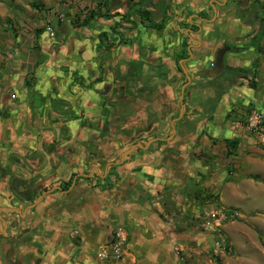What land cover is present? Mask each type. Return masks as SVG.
<instances>
[{
    "label": "crops",
    "instance_id": "1",
    "mask_svg": "<svg viewBox=\"0 0 264 264\" xmlns=\"http://www.w3.org/2000/svg\"><path fill=\"white\" fill-rule=\"evenodd\" d=\"M15 5L0 40V264H202L209 213L264 198V127L245 126L264 111V0ZM225 44L226 65L256 72L210 77ZM119 227L126 260H101Z\"/></svg>",
    "mask_w": 264,
    "mask_h": 264
},
{
    "label": "rangeland",
    "instance_id": "2",
    "mask_svg": "<svg viewBox=\"0 0 264 264\" xmlns=\"http://www.w3.org/2000/svg\"><path fill=\"white\" fill-rule=\"evenodd\" d=\"M22 1L30 0H0V40L2 36L13 35L18 22L17 9L13 7ZM3 48L4 44L0 41V66L6 54ZM232 201L250 209H239L240 214H235L230 222L221 227L220 233L228 240L229 247L226 249L220 241L221 246L217 248V239L213 233V241L198 257H201L202 264H264V198L254 196L249 201ZM185 255L183 251L181 257L185 259Z\"/></svg>",
    "mask_w": 264,
    "mask_h": 264
},
{
    "label": "built area",
    "instance_id": "3",
    "mask_svg": "<svg viewBox=\"0 0 264 264\" xmlns=\"http://www.w3.org/2000/svg\"><path fill=\"white\" fill-rule=\"evenodd\" d=\"M46 29L51 35H54L51 20H48ZM245 126L248 131L261 135L264 127V111L253 110L248 113ZM209 215L214 222L215 232H220L221 227L231 220L235 216V213L230 215L225 210L215 209ZM127 243L128 236L125 230L119 227L115 230L113 239L102 246L98 252V256L104 261L122 262L127 258ZM216 246L217 248L221 246L220 240H217Z\"/></svg>",
    "mask_w": 264,
    "mask_h": 264
},
{
    "label": "water",
    "instance_id": "4",
    "mask_svg": "<svg viewBox=\"0 0 264 264\" xmlns=\"http://www.w3.org/2000/svg\"><path fill=\"white\" fill-rule=\"evenodd\" d=\"M227 2H228V0H224V5H226ZM158 11L159 10H157V12ZM231 49H232V46L229 44H225L223 47L219 48V50L216 53V65H215V69H214V75H212L210 73L209 74L210 77H216L219 75L225 76V77H233V76H238V75L242 76L243 75V74H240L236 70V68H240V67L229 66V65H226V63H225V54L227 51H229ZM224 70H227V72L223 73ZM188 78H191L189 74H188ZM115 163H117V162H115Z\"/></svg>",
    "mask_w": 264,
    "mask_h": 264
},
{
    "label": "trees",
    "instance_id": "5",
    "mask_svg": "<svg viewBox=\"0 0 264 264\" xmlns=\"http://www.w3.org/2000/svg\"><path fill=\"white\" fill-rule=\"evenodd\" d=\"M236 70L240 73V74H246V73H255L256 72V63L255 65H253L251 68H236ZM254 84V82H253ZM228 214H234L235 211L233 209H228V210H225ZM215 237L217 240H220L223 242V245L226 247V249L229 247V243H228V240L224 239L222 234L220 232H215L214 233Z\"/></svg>",
    "mask_w": 264,
    "mask_h": 264
},
{
    "label": "flooded vegetation",
    "instance_id": "6",
    "mask_svg": "<svg viewBox=\"0 0 264 264\" xmlns=\"http://www.w3.org/2000/svg\"><path fill=\"white\" fill-rule=\"evenodd\" d=\"M222 47H223V46H222ZM63 190H64V189H63ZM41 195H42V194H41ZM41 195H40V196H41ZM17 211H18V210H17ZM15 224H17V221H14V222H13V225H15ZM7 254H8V253L6 252V255H7Z\"/></svg>",
    "mask_w": 264,
    "mask_h": 264
}]
</instances>
